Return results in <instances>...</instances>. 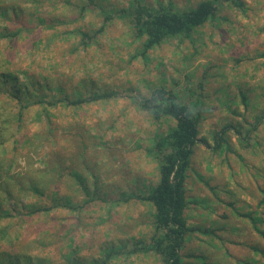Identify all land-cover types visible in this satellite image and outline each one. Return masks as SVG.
<instances>
[{
  "label": "rangeland",
  "instance_id": "obj_1",
  "mask_svg": "<svg viewBox=\"0 0 264 264\" xmlns=\"http://www.w3.org/2000/svg\"><path fill=\"white\" fill-rule=\"evenodd\" d=\"M45 1L40 6L42 12L49 8L56 13L75 10L73 7L65 10L64 0L60 4ZM98 1L102 8L92 6L86 11L77 29L88 21L91 29L96 28L104 16L116 13V20L110 22L100 46L71 56L75 36L67 33L54 36L52 29L46 28L23 33L10 56L19 68L35 73L34 80L44 75L55 83V78L63 80L68 75L72 80L74 75L85 74L88 79L93 78L96 86H112L124 97L84 107L76 116H69L64 109L57 111L52 140L50 127L40 124L45 122V117L39 119L35 115L38 112H30L17 134L19 139L30 136V144L24 140L17 145L9 142L10 153L16 154L18 148L11 172L14 176L22 173L20 176L27 181L25 174L30 168L43 177L40 170L47 163L50 167L61 165L67 169L65 189L75 206L81 205L85 197L70 181V174L72 171L86 174L90 194L98 192L96 206L91 204L76 212L63 210L58 220L49 222V227L57 232L67 230L70 238L83 242L84 255H93L91 252L106 241L118 244L131 240L126 251L132 250L138 240L150 241L153 208L135 200L122 201L128 193L142 189L144 183L151 188L158 183V165L152 157L155 139L158 134L165 136L174 122L168 117L156 118L147 108L139 106L140 98V104L136 105L131 97L144 95V101L154 88L164 86L175 91L182 102L200 111L203 117L199 134L202 142L197 151L200 157L193 160L187 185L188 225L195 230L187 248L205 254L210 264H237L239 259L256 264L259 256L251 247L264 248V241L253 230L250 220L238 216L229 204L235 203L245 213L253 211L258 204L261 198L258 186L263 180L254 177V173L261 170L264 157H256L254 152H261V148L252 146L244 154L232 130L229 133L232 148L240 154L238 157L221 152L214 156L212 149L217 131L230 124L247 126L264 113V0H244V10L234 7L231 0H224L214 21L197 28L190 38H168L146 57L141 53V39L130 27L131 15L121 16L118 10L127 9L131 13L140 1L154 9L189 10L204 0ZM72 61L74 65L69 66L68 62ZM38 120H41L39 124ZM260 138L264 139V127ZM227 156L231 165L224 163ZM9 181L14 182V178ZM22 202L29 205L33 198ZM225 214L228 217L223 219ZM258 215L264 218L263 214ZM201 229L214 234H203ZM54 230L51 232L57 236ZM41 231L39 225L29 230L32 237L38 235L43 240ZM48 241L46 251L58 252L54 238L48 237ZM191 261L201 264L196 259ZM114 264L160 263L153 257L132 255L115 260Z\"/></svg>",
  "mask_w": 264,
  "mask_h": 264
},
{
  "label": "trees",
  "instance_id": "obj_2",
  "mask_svg": "<svg viewBox=\"0 0 264 264\" xmlns=\"http://www.w3.org/2000/svg\"><path fill=\"white\" fill-rule=\"evenodd\" d=\"M49 1L54 4L66 1L65 10L70 7L75 10L56 13L49 8L42 12L40 6L46 3L45 0H0V118L2 119L0 120V264H114L115 260L132 255L153 257L159 260L160 264H197L191 261L192 259H196L201 264H210V259L205 254H197L192 248H187L193 240L195 231L188 225L190 200L187 185L193 160L195 157H200L197 151L202 142L199 134L203 117L200 111H195L192 106L182 102L173 90H168L164 86L154 88L151 96L144 101V95L131 97L136 105L140 104L138 101L140 98L142 102L139 106L147 108L156 118L168 117L174 122L165 136L158 134L155 139L152 157L158 165V183L152 188L144 183L142 189L130 192L127 196L123 195L126 198L122 203L135 200L134 202L147 204L153 208V232L150 241L138 240L132 250L128 251L126 249L131 240L118 244L106 241L91 252L93 255H84L83 242L70 238L67 230L57 232L49 227V222L58 220L63 210L76 212L91 204L96 206L98 192L90 194V187L86 184V174L80 171H72L70 174V181L78 186L85 197L81 205L75 206L72 204L73 198L65 189L64 175L67 169L61 165L56 163L51 168L47 163L46 168L40 170L43 177H38L30 168V172L25 174L27 181L20 176L22 173L14 176V172H11L18 148L16 146V154L10 153L9 142L12 141L17 145L19 141L24 140L23 142L30 144L32 141L30 136L17 138V134L22 131L25 116L31 114L30 112H38L39 114H35L36 118L45 117V122L41 123V120H38L37 123H46L50 127L49 138L52 140L55 138L53 122L54 117L58 115L57 111L64 109L69 116H76L84 107L119 101L124 97L119 89L112 86L105 84L96 86L93 78L88 79L85 74L74 75L72 80L68 79V75L63 80L55 78V83L49 82L48 76L44 75L34 80L35 73L19 68V64L13 61L10 56L11 49L25 32L34 30L38 32L48 28L52 29L54 36L60 33L75 36L72 56L78 51L88 53L92 47L100 46L102 35L111 26L110 22L116 20V13L111 16L106 15L96 28L91 29V21H88V24L77 29L82 24V17L86 11L92 6L102 8L99 1ZM223 1L204 0L189 10L164 7L154 9L140 1L131 13L127 9L117 12H120L121 16L131 15L130 27L141 39V53L146 57L168 38L179 36L190 38L197 28L214 21ZM231 1L237 9H245L244 0ZM27 3H30V6H27ZM65 27L66 31H63ZM262 56L264 57V54ZM74 62H68L69 66H73ZM238 127L230 124L216 132L213 155L215 156L217 152L233 153L237 157L240 155L232 148L233 142L229 133L234 130L244 154L247 155L252 146H258L262 154L257 151L254 154L256 157H264V139L260 138L264 127V113L256 116L253 123ZM7 150L8 152L5 153ZM224 163L231 165L229 156L224 159ZM262 163L261 170L254 173V177L263 180V184L258 186L261 198L254 210L245 213L243 208L236 206L235 203H230L229 206L238 216L250 220L253 230L264 241V226H262L264 218L258 215H264V164ZM11 177L14 178V182L9 181ZM25 198H33V202L26 205L22 202ZM222 201L224 202V199ZM227 217L228 215L225 214L223 219ZM35 225L41 226V232L45 236L43 240H40L38 235L32 237L29 232ZM224 226L226 227L225 223ZM51 230H54L57 236ZM204 233L214 234L211 231H203ZM60 234L62 237H59ZM48 237L54 238L58 252L50 254L46 251L50 243ZM217 238L223 239L222 236ZM251 248L259 256L256 264H263L261 259H264V248L261 245ZM237 264L252 263L248 259H239Z\"/></svg>",
  "mask_w": 264,
  "mask_h": 264
}]
</instances>
